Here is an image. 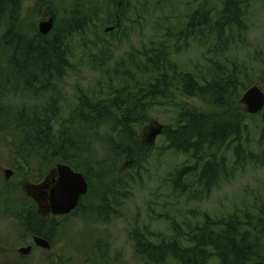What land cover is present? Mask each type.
I'll return each instance as SVG.
<instances>
[{
    "label": "trees",
    "instance_id": "trees-1",
    "mask_svg": "<svg viewBox=\"0 0 264 264\" xmlns=\"http://www.w3.org/2000/svg\"><path fill=\"white\" fill-rule=\"evenodd\" d=\"M57 1L35 3L40 15L46 10L45 19L54 18L57 12L62 15L60 26L43 37L25 31L21 0H0V148L4 146L1 149L18 159L19 179L30 178L32 164L38 165L39 173L58 163L68 165L85 177L90 188L95 178L98 198L90 201L85 212L107 220L108 198H114L120 188L115 181L118 166L126 160L137 167L148 158L149 150L141 144L139 132L156 106L177 111L175 123L164 127L161 135L167 142L165 151L186 158L169 174L173 190L181 196L195 199L199 191L205 197L237 170L264 168V109L258 114L260 130L252 148L250 116L241 103L249 86L245 69L235 63L224 69L210 62L207 77H196L172 60L178 54L176 43L204 37V31L218 45L229 48L234 33L240 38L247 31L244 22L250 0H221L217 9L201 1L186 16L183 30L174 40L171 35L157 48L144 50L140 63L131 62L135 73H122L120 84L110 86L107 95L94 99L79 93L65 118L61 115L60 85L72 68L68 41L89 29L96 12L86 7L87 1L56 6ZM128 2L106 3L105 22L117 32ZM223 48L219 50L225 51ZM179 96L202 104L196 107L178 102ZM17 98L23 99L25 106L12 105ZM11 193L7 187L0 188L4 205L0 215L12 218L14 228L36 233L46 228L59 231L60 226L34 209H25L22 201L11 202ZM83 210L79 204L74 213ZM172 231L171 238L157 243L144 233L131 232L134 255L143 264H209L212 259L218 264H264V195L243 201L220 218L203 214L199 223L186 231L173 224Z\"/></svg>",
    "mask_w": 264,
    "mask_h": 264
},
{
    "label": "rangeland",
    "instance_id": "rangeland-1",
    "mask_svg": "<svg viewBox=\"0 0 264 264\" xmlns=\"http://www.w3.org/2000/svg\"><path fill=\"white\" fill-rule=\"evenodd\" d=\"M37 1L21 0L22 25L26 27V32H38L39 23L47 20L46 10L41 15L38 13L35 6ZM76 1L81 0H58L56 6H69ZM82 1H87L86 7L95 10L96 18L85 33L74 35L68 41L72 68L60 85L63 118L76 105L79 93L83 92L94 99L103 97L111 87L120 84L122 73H135L131 62L140 63L144 50L157 48L167 41L169 36L172 35L171 40H174V36L183 30L186 16L203 0H129L125 6L126 14L119 33L105 22L108 0ZM206 1L214 9L220 7L221 0ZM248 9L244 22L247 24V31L240 38L234 33L229 48L218 45L213 36L209 37L208 31H204V37H201L203 41L201 38H188L175 44L178 49V54L172 56L175 65L196 77H207L210 62H216L224 69L235 63L245 69L249 80L246 90L257 85L264 93V0H250ZM61 17V13L57 12L48 34L54 27L60 26ZM200 32L203 35V29ZM221 48L225 51L221 52ZM114 69H118L119 74ZM176 100L196 107L202 104L200 101L186 100L181 96ZM25 103L23 99L17 98L12 105L19 107L25 106ZM176 115L177 111L172 107L152 108L147 122L141 126L139 132L141 144L149 150L148 158L137 167L128 164L126 160L118 166L115 181L120 188L114 198H108L107 220H98L89 212H85L90 201L98 198V185L95 178H92L90 184L93 182L94 186L88 187L89 194L81 200L84 212L74 213L63 220L59 231L55 232L53 252L46 255L35 251L25 259L29 261L28 264H50L49 260L55 258V255L60 259L63 256L65 264H143L133 253L129 238L131 232L144 233L152 243H157L173 236V224L180 231H186L197 225L203 214L220 218L230 214L243 201L264 195V168L252 166L237 170L230 179L221 182L205 197L198 190L195 199L181 196L174 191L169 174L183 164L186 158L165 151L167 142L162 135L157 136L153 144H148V138L150 128H155V124L162 125L163 128L170 127L175 123ZM248 126L249 142L254 148L260 130L258 115L250 116ZM1 148L0 166L8 168L12 164L11 156ZM101 155L99 152L98 156ZM53 168L55 169L56 165L47 168V174ZM38 170V165L32 164L30 173L39 180ZM19 180L18 177H12L9 186L12 192L10 200L15 203L24 202L29 190L20 188ZM13 195L14 198H11ZM96 205L97 203L93 204L94 207ZM12 223L13 219L0 216L1 243L2 239L6 238L14 240L13 235L16 233ZM97 241L104 246L97 244ZM16 243L17 240H14L12 244ZM17 256L16 253L12 254L6 264H17ZM7 257L6 255L3 258ZM209 264L218 263L212 259Z\"/></svg>",
    "mask_w": 264,
    "mask_h": 264
},
{
    "label": "flooded vegetation",
    "instance_id": "flooded-vegetation-1",
    "mask_svg": "<svg viewBox=\"0 0 264 264\" xmlns=\"http://www.w3.org/2000/svg\"><path fill=\"white\" fill-rule=\"evenodd\" d=\"M8 155L10 154L8 153ZM10 156H11L12 164L9 165L8 168L0 166V188H3V187L9 188V186H11L10 183H12L11 182L12 177L15 178L19 175L18 169L20 165L17 164L18 159H16L12 155ZM45 172L46 170H43L42 172L37 173L38 175L37 177L40 178L39 180L35 178V175L33 174L29 176L30 177L29 179L25 177H22V178L20 177L21 179L18 181V186L32 190L28 193V195H26L27 197H25L24 199L23 203H24L25 209H28V210L34 209L38 213V215L41 214V217H43V219L51 220L56 224V226H59L62 224L63 220L73 215L75 211L70 212L69 214H66V215H53L52 214L50 210V205H49V200H48L47 195L49 193V189L52 186H54V184L56 183L58 179V175L54 168L48 174L47 172L46 173ZM43 187L44 189H42ZM38 188H41L42 190H38ZM37 192H41V195L37 196L36 195ZM44 194H47V195H44ZM11 202L15 203L14 201H11ZM3 210H4V205L3 203H0V211L2 212ZM14 231L16 235H13V237H14V240H17L16 245L12 244L14 240H12L11 238L2 239L3 243L0 242V263L6 264L7 261L8 262L10 261L9 257L15 253L18 254L17 256L18 258L16 257L17 260H15L17 264H28L29 261L25 259L31 254H33L35 251L36 253L38 251V253H44L46 255H48L50 252H53L54 250V240L53 239L55 236V232H53L52 228H46L44 232H41V233H36L35 231L29 228H14ZM35 237L46 240L49 243V248L45 249V248L35 245L34 243ZM8 239L10 242H8ZM21 248H30V250L27 253V255H23L19 252ZM6 255L8 257L3 258ZM49 262L50 264H62L64 262V259H63V256H61V259H60L58 255H55V258L49 260Z\"/></svg>",
    "mask_w": 264,
    "mask_h": 264
},
{
    "label": "water",
    "instance_id": "water-1",
    "mask_svg": "<svg viewBox=\"0 0 264 264\" xmlns=\"http://www.w3.org/2000/svg\"><path fill=\"white\" fill-rule=\"evenodd\" d=\"M53 18L41 21L38 25V32L41 36H47L53 27ZM241 103L245 106L246 113L257 115L264 109V93L257 85L250 87L241 97ZM163 126L155 124V128H150L148 144H153L156 137L162 133ZM56 173L58 179L54 186L49 189L48 196L50 210L53 215H66L72 212L79 203V200L86 195L88 184L84 177L71 170L67 165H57ZM44 189V187L42 188ZM38 188V190H42ZM37 196L41 192L36 193ZM35 245L42 248H49V243L42 238H34ZM30 248H21L19 252L27 255Z\"/></svg>",
    "mask_w": 264,
    "mask_h": 264
}]
</instances>
